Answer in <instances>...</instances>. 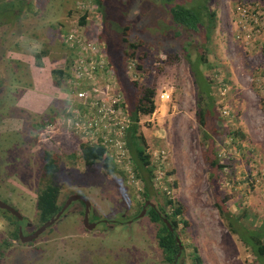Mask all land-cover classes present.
Here are the masks:
<instances>
[{"label":"rangeland","instance_id":"obj_1","mask_svg":"<svg viewBox=\"0 0 264 264\" xmlns=\"http://www.w3.org/2000/svg\"><path fill=\"white\" fill-rule=\"evenodd\" d=\"M239 1L264 6V0H103L101 7L95 0H0V94L5 96L0 120L4 112H20L15 101L31 82V65L18 57L20 49L38 64L52 54L56 69L60 61L66 67V80L74 52L63 36L72 29L91 38L103 35L110 61L126 84L127 100L132 102L137 91L155 89L156 106L152 114L141 116L139 127L153 171L148 199L141 180L128 177L112 161L87 165L75 149L79 138L52 121L37 133L0 136V201L23 215L20 220L0 208V264H172L158 245L165 226L149 215L155 207L172 216L168 198L184 205L177 219L189 223L185 227L179 222L175 231L183 247L174 264H193L196 249L203 264H259L249 243L240 239L242 233L230 231L215 204L222 199L246 228L264 232V187L255 181H264V37L252 45L235 39L234 7ZM177 2L188 7L205 2L216 12L207 45L210 68L204 67L214 107L210 91L199 89L184 48L193 41L189 52L195 57L203 37H192L171 22L169 10ZM84 14L86 23L81 25ZM23 32L32 33L31 46L19 38ZM126 50L135 56L125 57ZM164 90L171 97L161 101ZM199 95L200 105L206 106V129L198 117ZM46 150L75 154L64 156L58 171L59 203L64 206L73 195L86 196L91 202L88 225L95 227L85 223V204L78 200L41 235L25 242L19 228L29 236L39 227L37 193ZM210 153L226 165L216 169L214 179Z\"/></svg>","mask_w":264,"mask_h":264},{"label":"trees","instance_id":"obj_2","mask_svg":"<svg viewBox=\"0 0 264 264\" xmlns=\"http://www.w3.org/2000/svg\"><path fill=\"white\" fill-rule=\"evenodd\" d=\"M96 4L100 7L103 5V0H95ZM32 6V3L29 4V7ZM98 6V7H99ZM170 15H171V22L175 24L178 29H183L184 32H191L192 37L194 33H200L203 37L204 43H201L197 46L199 52H195L196 55L193 57V53L189 52V45H193V41H187L184 48L186 51V57L189 61L191 70L193 75L195 76L196 83L199 86L201 91H210L211 88V80H208L205 73L204 67L208 66V53H210V49L207 47L208 43L211 42L215 26H216V12L209 11L206 3H195L192 4V7H188L181 3H173L170 7ZM81 25L86 23V14L82 16L80 21ZM127 28V27H126ZM126 32V31H125ZM93 38V37H92ZM100 44H102L104 50H106V45H104L103 35L98 34L96 38ZM124 40H127V37H124ZM206 42V43H205ZM264 46V45H263ZM107 52V51H106ZM109 56V55H108ZM135 56V51L130 52L129 50L125 51V57L130 58ZM36 58L39 60L41 58V54H37ZM112 67L116 69L114 64L110 61ZM39 65H42L39 62ZM142 64L138 63V68H142ZM210 68V66H208ZM117 77L118 82L121 86L123 92H125L124 87L125 83L121 79V72L117 67ZM64 69H54L53 75L55 78L56 84L61 83V79L64 75ZM59 75V76H58ZM137 83V82H136ZM134 83V84H136ZM135 93V99L132 102L127 100L128 96L126 94L125 98V105L126 108L132 118V124L129 128L128 135H127V142L128 147L130 150V155L132 159V168L135 173V176L141 180L143 184V193L144 196L148 199L153 190V171L150 165V154L147 153V146L144 136L139 133V127L141 122L142 115L152 114L155 111V89H148L145 88L140 92ZM210 98L212 107H214L215 101L213 100L212 92L210 91ZM131 95H129L130 97ZM200 98L198 99V104L200 110L198 112V117L200 121V125L202 128L206 127V106L200 105ZM209 106V103L207 104ZM206 129V128H205ZM207 134V133H205ZM79 154L81 155L82 159L86 162L87 165H97L108 162H111L106 156L105 147L102 146L99 141L92 143V142H82L79 146L78 150ZM212 153V152H211ZM209 154V160L211 164L213 179L216 178L215 171L218 168H224L226 165L221 163L219 158H217V154L215 157L212 158V154ZM75 154H67V153H57L54 151L46 150L44 152L43 157V167L41 171V180L42 186L40 187L37 193V211H38V224L39 227L43 225L45 222L49 221L53 217H55L63 208V204L59 203L60 195H61V187L60 184L57 182L58 171L60 169L61 163L63 161L64 156L72 157ZM127 175V174H126ZM217 182V179H215ZM174 200L168 198L166 204L173 207L172 216L168 213L163 214L160 209L155 207H151L149 211V215L152 220L161 221L165 227L159 231L158 233V245L163 250L164 260L168 263H175L177 254L179 252V245L176 239V232L178 228L179 222H183L185 227L189 224L187 220L179 221L177 218L178 216H182L184 213V205L181 203L174 204ZM216 207L220 213V216L227 221L228 227L231 232L234 234H240V239L249 245L252 254L255 257V260L259 264H264V232L263 231H254L250 230L243 225L240 218H238L223 202L222 199L216 200ZM164 218L168 219V221L174 227V231L170 229V227L165 222ZM241 224L238 226V223ZM237 226H236V225ZM38 227V228H39ZM18 236V230H17ZM16 236V237H17ZM193 264H203V259L201 255L198 253V250H194L193 254Z\"/></svg>","mask_w":264,"mask_h":264},{"label":"built area","instance_id":"obj_3","mask_svg":"<svg viewBox=\"0 0 264 264\" xmlns=\"http://www.w3.org/2000/svg\"><path fill=\"white\" fill-rule=\"evenodd\" d=\"M234 20L237 25L235 39L244 45H252L254 39L260 41L264 37V6L261 3L237 2ZM63 41L74 52L66 77L74 99L56 115L53 126L74 132L84 142L99 141L105 147V156L122 167L128 177L136 178L127 142L132 118L108 53L97 40L75 29L67 31ZM170 97L167 90L159 94L161 101ZM260 176L264 178V167ZM255 181L262 182L264 187V181Z\"/></svg>","mask_w":264,"mask_h":264},{"label":"crops","instance_id":"obj_4","mask_svg":"<svg viewBox=\"0 0 264 264\" xmlns=\"http://www.w3.org/2000/svg\"><path fill=\"white\" fill-rule=\"evenodd\" d=\"M24 22H26V20H24ZM33 32L35 31H32V33ZM32 33L28 34L23 32L19 38H23L27 45L31 46L32 44L30 40L33 39L30 36ZM54 33H52L53 36L55 35ZM66 49L69 48L66 47ZM20 51V54H17L18 57H20L24 63L31 65V82L27 88L24 87L15 101V107L16 109H19L20 112L15 116L5 114L4 112V115L1 116L0 136H12V134L20 133L22 131L37 133L38 129H43L47 125L48 121L53 122L56 115L64 111L65 107L68 106L74 99L72 90L67 85L64 77L60 80V84H56L55 82L53 70L56 69V64L52 61V54L44 57V60L42 59V65H39L37 61H32L31 54L28 55L25 53L26 51L22 49H20ZM60 62L61 65L59 68L64 69L66 72V67L63 66L62 61ZM11 70L13 71L14 68ZM18 85L19 84L16 86V90L18 89ZM3 106H5V104ZM38 116H44L45 119L38 121L36 119ZM37 125L38 128H36ZM66 131L71 133L70 135L73 134L79 138L78 143L75 145V149L79 150V146L83 142L82 138L72 131ZM37 136L38 135L36 134L35 138H37ZM33 152L35 153V151Z\"/></svg>","mask_w":264,"mask_h":264},{"label":"water","instance_id":"obj_5","mask_svg":"<svg viewBox=\"0 0 264 264\" xmlns=\"http://www.w3.org/2000/svg\"><path fill=\"white\" fill-rule=\"evenodd\" d=\"M78 200H81L84 202L85 204V215H84V220H85V223L88 225V219H89V211H90V207H91V202L90 200L86 197V196H83V195H73L70 197V199L68 200L67 203H65V205L63 206V208L61 209V211L55 216L53 217L52 219H50L49 221L45 222L43 225H41L38 229H36L31 235L29 236H25L23 235L22 233V229H20V238L22 239V241H31L35 238H37L39 235H41L47 228H49L50 226H52L55 222H57V220L61 217V215L64 213V211L67 209V207L74 201H78ZM148 203H146L147 205ZM0 208L2 209H5V210H8L10 211L11 213L15 214L16 216H18V219H23V215L17 211L14 207L10 206L9 204L3 202V201H0ZM143 214V213H142ZM141 214V215H142ZM165 222L167 223V225L170 227V229L172 231H174V227L172 226V224L168 221V219L164 218ZM89 228L93 229L95 227L94 224H89L88 225ZM176 239H177V242H178V245H179V252L177 254V257H176V262H177V258L178 256L181 255V251H182V247H183V244L181 242V239L179 236H176Z\"/></svg>","mask_w":264,"mask_h":264},{"label":"flooded vegetation","instance_id":"obj_6","mask_svg":"<svg viewBox=\"0 0 264 264\" xmlns=\"http://www.w3.org/2000/svg\"><path fill=\"white\" fill-rule=\"evenodd\" d=\"M2 67V66H1ZM3 69V68H2ZM3 99H4V93L0 94V105H3ZM1 151V150H0ZM1 155V153H0ZM19 232H20V228H19Z\"/></svg>","mask_w":264,"mask_h":264}]
</instances>
